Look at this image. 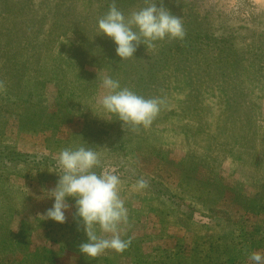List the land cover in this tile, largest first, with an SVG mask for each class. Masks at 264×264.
<instances>
[{
  "label": "rangeland",
  "instance_id": "374dc122",
  "mask_svg": "<svg viewBox=\"0 0 264 264\" xmlns=\"http://www.w3.org/2000/svg\"><path fill=\"white\" fill-rule=\"evenodd\" d=\"M113 2L125 14L146 6L0 0V264H251L250 253L264 255V0H163L191 37L121 61L96 36ZM105 77L162 101L151 126L122 128L104 113ZM85 143L99 153L95 171L121 179L119 227L131 241L94 259L78 251L86 237L72 198L63 224L40 216L59 152Z\"/></svg>",
  "mask_w": 264,
  "mask_h": 264
},
{
  "label": "clouds",
  "instance_id": "9594fccd",
  "mask_svg": "<svg viewBox=\"0 0 264 264\" xmlns=\"http://www.w3.org/2000/svg\"><path fill=\"white\" fill-rule=\"evenodd\" d=\"M145 4L125 14L113 2L97 21L96 36L102 34L113 42L115 55L120 61L133 58L140 45L154 46L155 42L166 38L182 40L185 36L180 16L173 15L163 0H145ZM101 87V109L109 116H116L122 128H147L159 114L162 101L157 98L146 99L137 95L111 77H105ZM86 145L64 148L59 152V173L55 172L58 180L53 189L44 193L53 204L40 216L63 224L69 208L67 199L72 198L74 215L86 237L79 244L78 251L84 257L94 259L107 250L123 252L131 241L122 239L119 227L127 221V209L119 194L121 179L114 170L95 171L100 165L99 153ZM146 187V180L136 182V190ZM97 226L108 235L98 236ZM248 259L251 264H264V255L260 252L250 253Z\"/></svg>",
  "mask_w": 264,
  "mask_h": 264
},
{
  "label": "trees",
  "instance_id": "16d2710c",
  "mask_svg": "<svg viewBox=\"0 0 264 264\" xmlns=\"http://www.w3.org/2000/svg\"><path fill=\"white\" fill-rule=\"evenodd\" d=\"M185 34L186 35H188V37H191L190 36V34H192V31L191 30H185ZM226 41H228V40H226ZM186 42H184V44H185ZM207 45H202V48H204V49H206V48H208L209 50L211 49V46L212 45H210V44H208V43H206ZM264 44V42H261V45H262V48H263V45ZM140 46H143L144 47V45H140ZM146 46V45H145ZM165 46L166 45H163L160 49V52H163V50L164 49H166L165 48ZM183 47L180 45V43H179V45H175V48H173L172 47V49L171 50H175V52H177V53H179V52H183V51H181V49H182ZM261 48V49H262ZM159 49V48H158ZM195 50V49H194ZM190 54L192 55V56H195V55H197L198 54V50H195V51H191L190 50ZM218 54L219 55H221L220 54V52H218ZM191 56L189 55V53L185 50L183 53H182V58H183V63L184 62H186L184 59H188V58H190ZM217 62H220V63H222V64H225V62H223V61H217V60H214L213 59V61H212V63L213 64H215V63H217ZM187 63H189V62H187ZM189 64H192V63H189ZM165 65H166V63L164 62V64H163V66H164V69H167V67H165ZM215 66H217V64H215ZM161 69V68H160ZM152 77H154V73H151L150 75H149V78H148V80H150ZM198 94V91L196 90L195 91V95H197ZM198 98H200V95H198V97H197V99ZM15 158V155L14 154H11L9 157H5V159L2 161V163H1V166L2 165H5L6 163H7V161H9V162H13V159ZM3 158L2 157H0V160H2Z\"/></svg>",
  "mask_w": 264,
  "mask_h": 264
}]
</instances>
